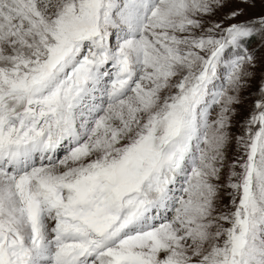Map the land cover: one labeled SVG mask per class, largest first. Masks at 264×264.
<instances>
[{
    "label": "snow or ice",
    "instance_id": "obj_1",
    "mask_svg": "<svg viewBox=\"0 0 264 264\" xmlns=\"http://www.w3.org/2000/svg\"><path fill=\"white\" fill-rule=\"evenodd\" d=\"M224 5L0 0V264H264V17Z\"/></svg>",
    "mask_w": 264,
    "mask_h": 264
},
{
    "label": "rangeland",
    "instance_id": "obj_2",
    "mask_svg": "<svg viewBox=\"0 0 264 264\" xmlns=\"http://www.w3.org/2000/svg\"><path fill=\"white\" fill-rule=\"evenodd\" d=\"M238 9H242V12L237 19H228V14ZM260 17H264V0H247L246 3L242 2V0H225L224 7L218 9L214 16L208 17L207 19L227 26L230 23L249 20L255 21ZM247 47L249 51L253 52L255 55L256 65L254 75L250 81V86L242 92L244 103L238 106V115L235 117L231 128V133L233 135L242 134V122L251 111V106L255 99L258 98L256 93L258 92L261 82L264 81V41H262L259 36H256L248 42ZM240 154V149H238L237 145L233 141L227 151L228 163L231 164L232 160L237 159ZM228 200L229 196L224 194V203H227Z\"/></svg>",
    "mask_w": 264,
    "mask_h": 264
}]
</instances>
